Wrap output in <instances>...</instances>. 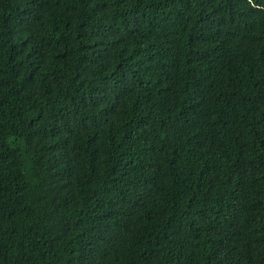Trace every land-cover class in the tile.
Wrapping results in <instances>:
<instances>
[{"label":"trees","instance_id":"trees-1","mask_svg":"<svg viewBox=\"0 0 264 264\" xmlns=\"http://www.w3.org/2000/svg\"><path fill=\"white\" fill-rule=\"evenodd\" d=\"M0 264H264V0H0Z\"/></svg>","mask_w":264,"mask_h":264}]
</instances>
